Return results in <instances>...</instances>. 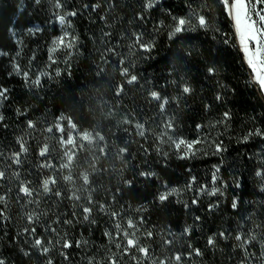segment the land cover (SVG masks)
I'll return each instance as SVG.
<instances>
[{"label":"trees","instance_id":"obj_1","mask_svg":"<svg viewBox=\"0 0 264 264\" xmlns=\"http://www.w3.org/2000/svg\"><path fill=\"white\" fill-rule=\"evenodd\" d=\"M147 2L0 0L5 264H264V135H248L264 132V93L234 19L222 0ZM179 18L186 30L170 39ZM180 139L199 141L190 158Z\"/></svg>","mask_w":264,"mask_h":264},{"label":"snow or ice","instance_id":"obj_2","mask_svg":"<svg viewBox=\"0 0 264 264\" xmlns=\"http://www.w3.org/2000/svg\"><path fill=\"white\" fill-rule=\"evenodd\" d=\"M157 2V0H148L146 7L147 8H151L155 5V3ZM225 8L228 10L229 15H231L235 21V26L237 28V30L239 31L240 34V42L243 45V51L247 56V63L249 64V66L252 68L253 72L255 73V79L258 82L260 88L262 91H264V9H261L260 11H257L256 9V5L257 4H261L264 3V0H255V3L252 2V0H232V3H229V0H222ZM36 4L40 3V0H35ZM57 7H60L59 3L57 2ZM251 13H255L256 17H258L257 19H253V16L251 15ZM70 15L75 16L76 13L75 12H71ZM175 19V18H174ZM58 20L61 24H63L65 22V17L63 15H60L58 17ZM198 22L199 25L201 27H206L207 26V22L206 19L203 15L199 16L198 18ZM185 24H186V20L184 18H179L176 19V26L174 28L173 31H171L169 33V38L171 39L172 37H175L177 34L184 32L185 29ZM31 31V29H30ZM137 42H139L140 37L137 36L136 37ZM57 43H63V39H61L60 41H58ZM250 43L253 46H250ZM153 45L152 44H148V43H141L140 44V48L143 49L145 52H150L152 49ZM14 70L19 73V66L18 65H14ZM214 69L213 68H209L208 72L209 74H213L214 73ZM25 77H27V73L24 74ZM42 75H44L42 73ZM137 81V77L135 75L131 76L130 79L127 81V83L132 84L133 82ZM39 78L36 79L35 83L39 84ZM9 89L3 86H0V102H2L3 100H6L8 98L7 94H8ZM191 91L190 87L188 86H184L182 88V92L183 93H189ZM152 98L156 99V100H161V97L159 95V93H157L156 91H153L151 93ZM217 100L220 99L219 96L216 97ZM167 103V100H163V102L161 103L160 107L161 110H163L164 104ZM19 111V110H17ZM228 113L225 112L224 113V117L225 119L228 118ZM4 120V116L0 115V121ZM28 127L31 128L33 127V122L32 121H28ZM171 127V126H170ZM199 127V126H198ZM249 136L251 135H264V132H261L259 129H257L255 131V133L250 132L248 134ZM245 140H247V137L244 138ZM199 143V141H192V142H188L185 141L183 139H180L178 141H175V147L179 150L181 148V146H184V154L181 156L182 159H186V158H190V154L194 155L195 153L193 152V147L195 144ZM216 151L220 152L223 151V147L222 144H216L215 145ZM27 149L24 147L23 143H20V152L14 153L11 157V160L14 164H19L20 163V153L21 152H26ZM48 151L47 147L45 146L44 148L41 149L40 151V155L44 156L45 153ZM45 167H50V165H44ZM217 172L219 171V169L217 168L216 170ZM140 175H143L145 177L154 175L153 173H148V172H141ZM256 176L258 177H262L264 178V169H261L259 171L256 172ZM5 177V172L4 171H0V179ZM193 181L195 180V177L192 178ZM213 182L215 183L216 181V174H213ZM47 181H44L43 184L45 186H47ZM53 183H55V181H53ZM237 187H240L241 185L239 183H237L236 185ZM204 189L201 188V191H203ZM19 191L23 192L26 195H31V192L29 191V188L26 186H21ZM175 189L172 190V192H174ZM218 191V189L216 188H212L211 192L209 194L211 195H215L216 192ZM261 191H264V188L261 189ZM172 192L169 191H165L163 193H161L159 195V200L161 202L165 201L168 199V197L172 194ZM57 195H59V193H57ZM4 197L0 196V200H3ZM197 203L196 200H193V204ZM240 204V200L239 198H234L231 204L232 209H237L238 206ZM85 213L89 212L88 208L84 209ZM2 213H0V217H2ZM115 215V214H114ZM28 219L31 221L32 217L29 216ZM84 219L87 220L88 216L85 215ZM196 219H199V217H197ZM128 226L132 227V221L129 220L128 221ZM117 228H119V225H117ZM191 229L190 228H185L184 232L185 233H190ZM32 232H35V229H32ZM125 237L128 236V233L125 232L124 233ZM149 236H151V233H148ZM221 235H223V233H221ZM252 239H254L255 237H251ZM236 240H241L242 237L240 235H237L235 237ZM208 243L209 244H213L214 241L212 240V238L210 237L208 239ZM244 243H248V240H244ZM43 244V241L40 238H37L34 240V246L40 248ZM127 245L129 246H135L134 244V240L133 239H127ZM79 246V245H77ZM64 248H68L71 247V244L69 242H65L63 245ZM44 253L48 252V248L47 247H43L42 248ZM139 251L141 253H145L147 254V249L145 248H139ZM197 254H199L197 252ZM175 259L177 261L180 260V256L177 255L175 257ZM0 264H5V261L0 258ZM49 264H51V261H49Z\"/></svg>","mask_w":264,"mask_h":264},{"label":"rangeland","instance_id":"obj_3","mask_svg":"<svg viewBox=\"0 0 264 264\" xmlns=\"http://www.w3.org/2000/svg\"><path fill=\"white\" fill-rule=\"evenodd\" d=\"M229 3L231 4L232 3V0H229ZM251 15H253V13H251ZM232 17V16H231ZM235 22V21H234ZM236 27V26H235ZM236 32H238V35H239V46L241 47V49H243V45L241 44V42H240V34H239V31L237 30V28H236ZM250 46H253L251 43H250ZM245 59H246V62H247V56H246V54H245ZM250 67V66H249ZM250 69H251V72H252V76H253V78H254V81H255V83L257 84V86L260 88V86H259V84H258V82L256 81V79H255V73L253 72V70H252V68L250 67ZM261 89V88H260ZM263 93H264V91H262Z\"/></svg>","mask_w":264,"mask_h":264}]
</instances>
